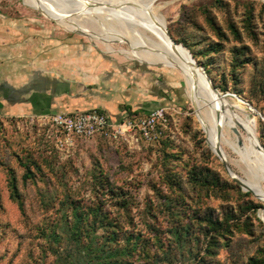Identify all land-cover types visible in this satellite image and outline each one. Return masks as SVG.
Listing matches in <instances>:
<instances>
[{
    "label": "rangeland",
    "instance_id": "rangeland-1",
    "mask_svg": "<svg viewBox=\"0 0 264 264\" xmlns=\"http://www.w3.org/2000/svg\"><path fill=\"white\" fill-rule=\"evenodd\" d=\"M142 1L154 4L173 39L180 43L185 41L196 54V60L214 59L210 67L212 77L217 83L225 77L227 84L224 92L217 89L231 101L237 113L245 114L252 122L264 147V102L252 98L250 85L255 66L264 63V0ZM62 3L69 2L63 0ZM72 4L71 13H61L75 18L90 30L89 34L60 23L53 11L37 8L29 0H0V84L20 88L41 72L61 79H82L84 71H97L93 75L102 78L95 77V85L88 82L91 84L86 97L93 100L118 98L116 111H125L129 117L144 116L154 105V108L164 107L169 117L168 127L160 143L131 139L111 141L96 136L76 139L63 154L51 139H44V125L31 121V116L25 117L21 112H7L10 102L0 93V264H69L66 255L71 253L72 244L64 238L56 242L41 232V228L56 222L62 201L68 196L83 206L101 201L103 209L125 223L124 230L140 233L143 238L160 233L161 237L169 239L170 229L186 226L193 211L201 207L209 206L215 213L232 209L241 216V221L251 218L252 234L235 230L231 237H226L230 239L229 245L221 247L214 259L224 264H242L258 247H264V220L260 213L264 203L229 176L208 145L183 76L175 69L126 56L122 50L133 49L127 41H111L113 49L108 48L104 40L125 33L128 24L127 16L116 13L118 10L113 4L106 7L84 4L87 8L83 1L72 0ZM248 9L252 10L250 27L258 36L256 40L244 28ZM205 13L221 29V35L214 32ZM134 18L141 32H148L150 39L160 42L145 17L136 15ZM229 22L236 25L241 40L233 38ZM217 41L223 43L222 50L207 56L201 54L208 43ZM234 45L249 46L254 59L245 68L237 69L238 82L231 77L230 48ZM116 75L117 85L113 79ZM129 75L134 83H129ZM235 83L239 90L236 95L257 112L250 110L247 104L242 110L235 105L236 98L231 94ZM144 102L151 108L138 107ZM239 133L242 143H238L236 134H231V141L239 147L247 146L246 153L252 159L244 130L240 128ZM223 150L232 171L244 176L235 162L238 154L226 145ZM26 162L34 175L28 179L24 178ZM201 171L215 173L221 183L205 191ZM100 177L103 183L97 181ZM234 183L239 188L234 187ZM261 185L264 189V181ZM109 187L129 192L126 210L118 208ZM17 201L22 202L21 208ZM247 201L260 207L255 212L241 208ZM171 249L174 253V248ZM172 261L173 264L187 261L190 264L193 259L188 254H179L173 255Z\"/></svg>",
    "mask_w": 264,
    "mask_h": 264
},
{
    "label": "trees",
    "instance_id": "trees-1",
    "mask_svg": "<svg viewBox=\"0 0 264 264\" xmlns=\"http://www.w3.org/2000/svg\"><path fill=\"white\" fill-rule=\"evenodd\" d=\"M251 18L252 10L248 9L245 12L244 28L256 40L258 36L250 27ZM205 19L214 29V32L218 36L221 35V29L207 13H205ZM228 28L233 38L241 40L240 31L235 24L229 22ZM181 43L189 49L196 60L197 56L189 45L182 40ZM223 47L224 45L220 41L210 42L200 52L207 56L212 52L216 53L222 50ZM230 51L232 52L231 77L234 78V82H238V78L235 77L237 69L245 68L254 59L250 56V47L247 45L241 47L234 45L230 48ZM196 61L204 66L214 86L224 92L227 87L225 77L221 79V83H217L210 71V67L215 63L214 59H207L203 62ZM250 85L252 98L264 102V63L255 66V74ZM232 91L239 95L236 83ZM252 98L250 99L252 100ZM167 127L168 125L163 129L161 137L157 140L158 143L163 141L162 137L165 135L164 130ZM23 166L25 167L24 178L33 177L31 166L27 162ZM200 174L204 175L203 186L205 191L216 188L221 183L215 173H203L201 171ZM97 181L104 182L102 177ZM10 182L15 189L13 177H11ZM235 186L238 187L234 183ZM237 190L240 191V189ZM109 191L115 195L118 208L126 210L128 207L127 199L131 196L129 192L123 191L121 188L112 189L111 187H109ZM245 194L249 195V192ZM69 198L68 196L63 199V205L58 211L56 222L41 228L44 236L51 237L56 242H60L64 238L72 244L71 253L66 255L69 264H173L172 256H178L179 254H188L193 259L190 264H224L214 259V257L221 247L229 245L230 239L226 240V237H231L235 230L252 234L253 224L250 217H246L248 221L246 219L241 221V216L236 215L232 209H223V211L215 213L213 208L205 206L199 208L197 212L193 211L192 218L189 219L186 226L172 227L169 231L171 234L169 239H164L160 236V233H152L151 236L143 238L140 233L124 230L123 224L125 223L113 216L110 211L103 209L101 201L83 206ZM17 202L19 208H21L22 202ZM240 207L255 212L260 205L253 201H247L241 204ZM125 222L127 223V221ZM171 248H174V253ZM177 250L180 252L177 253ZM187 262L186 264L189 263ZM242 264H264V247H258L255 253L248 256Z\"/></svg>",
    "mask_w": 264,
    "mask_h": 264
},
{
    "label": "bare ground",
    "instance_id": "bare-ground-1",
    "mask_svg": "<svg viewBox=\"0 0 264 264\" xmlns=\"http://www.w3.org/2000/svg\"><path fill=\"white\" fill-rule=\"evenodd\" d=\"M29 1L37 8L41 7L45 8L47 11H53L60 23L89 34L90 30H88L83 24L78 23L75 18L70 17L69 15L63 16L61 13V11H66L67 14L72 12L74 7L72 0H67L69 3H62L63 0ZM82 1L83 5L92 3L94 5H105L106 7V5L110 6V4H113L114 7H116L115 9L118 10L116 13L122 12L127 16L126 19H128V24L127 27L125 25V33L116 34V36H113L115 38H106L104 40L109 49H113L110 47L111 41H127L133 49L122 50L126 56L135 58L139 61H149L152 65L179 71L187 86L188 96L195 107L196 117L200 121L201 127L206 134L208 145L216 155L219 147L221 152L220 158H224L228 164H230L229 158L225 154L223 146L226 145L230 147L232 151L238 154L239 158L235 162L241 167L244 173V176L238 177L245 183L247 188H249L250 191L264 203V189L261 185V181H264V159L256 153L253 148L256 132L252 127V122L245 114L237 113L234 108L235 106L231 104V101H229L228 98L224 97V95L213 92L208 87L203 76L197 70L183 62L181 58L171 50L167 37L162 33L163 19L157 14L154 4L142 0H137L136 2L131 3L124 0H79V2ZM136 15L145 17L146 20L152 24L160 38V42H154L150 39V36V38L147 36L148 32L146 35L138 29L134 18ZM244 101L245 100L238 97L235 100V105L242 110L241 108L244 107L243 105H246ZM233 127H237L239 131L240 128L244 130L248 142V151L253 156L252 159L248 158L246 153L247 146L239 147L231 141V134H235L232 131ZM230 171L231 174L236 175L231 168ZM260 213L264 220V207L261 208Z\"/></svg>",
    "mask_w": 264,
    "mask_h": 264
},
{
    "label": "built area",
    "instance_id": "built-area-1",
    "mask_svg": "<svg viewBox=\"0 0 264 264\" xmlns=\"http://www.w3.org/2000/svg\"><path fill=\"white\" fill-rule=\"evenodd\" d=\"M30 120L44 125L46 138L51 139L60 153L66 154L76 139L96 136L111 141L131 139L135 142H155L161 137L169 117L164 107L153 108L144 116L129 117L124 114L117 120L97 108H90L73 113L31 116Z\"/></svg>",
    "mask_w": 264,
    "mask_h": 264
},
{
    "label": "crops",
    "instance_id": "crops-1",
    "mask_svg": "<svg viewBox=\"0 0 264 264\" xmlns=\"http://www.w3.org/2000/svg\"><path fill=\"white\" fill-rule=\"evenodd\" d=\"M97 71H93V73ZM92 71H84L82 79H61L39 73L37 76L32 77L29 83L20 88H8L5 83L0 84V93L9 104L7 112L10 114L23 113L26 116H40L50 115L55 112L73 113L76 111L86 110L90 108H97L109 115L113 120H117L125 114V111L117 112L119 101L118 98H95L86 97V91L90 88L88 82L97 84ZM118 77L114 76V81ZM102 78V77H101ZM113 82V81H112ZM120 82V81H119ZM129 83H134L132 75H129ZM102 86V85H101ZM101 88L100 86H98ZM117 88V87H116ZM8 90V91H6ZM115 91L119 92L118 89ZM23 104V105H21ZM138 107L149 106L148 102L139 103ZM155 105L152 107L154 108Z\"/></svg>",
    "mask_w": 264,
    "mask_h": 264
},
{
    "label": "water",
    "instance_id": "water-1",
    "mask_svg": "<svg viewBox=\"0 0 264 264\" xmlns=\"http://www.w3.org/2000/svg\"><path fill=\"white\" fill-rule=\"evenodd\" d=\"M163 24H162V33L165 37H167L169 43H170V48L173 52H175V54H177L181 60L185 63H187L189 66H191L193 69L197 70L202 76L203 79L205 80V82L207 83L208 87L215 93L217 94H221V92L214 86V84L212 83L210 77L208 76L204 66L197 62L194 57L192 56V54L190 53V51L180 42L176 41L175 39H173V37L170 35V33L168 32L166 25H165V21L163 20ZM232 96H234L235 98H238V96L235 93H231ZM223 95V94H221ZM247 105H249V103H247L246 101H244ZM249 109L252 111H256L255 108H253L252 106L249 105ZM232 131L238 136V143L241 144L242 143V138L240 137V133L237 127H233ZM254 150L256 153H258L263 159H264V147L261 145V143L259 142L258 138L256 136H254ZM219 153V155H218ZM221 152L219 150L218 147V152H217V156L219 157V159L222 161L227 173L229 174V176L237 183L241 186V188L245 191H250L249 188H247V186L245 185V183L237 176V175H233L231 174L230 168H229V164L228 162L223 158H220ZM251 192V191H250Z\"/></svg>",
    "mask_w": 264,
    "mask_h": 264
}]
</instances>
